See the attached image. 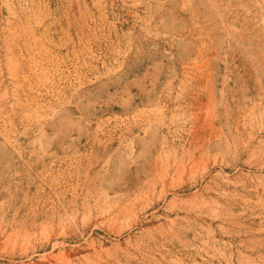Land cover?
I'll return each instance as SVG.
<instances>
[{
    "label": "rangeland",
    "instance_id": "1",
    "mask_svg": "<svg viewBox=\"0 0 264 264\" xmlns=\"http://www.w3.org/2000/svg\"><path fill=\"white\" fill-rule=\"evenodd\" d=\"M0 264H264V0H0Z\"/></svg>",
    "mask_w": 264,
    "mask_h": 264
}]
</instances>
